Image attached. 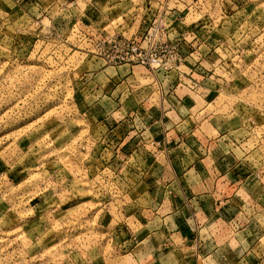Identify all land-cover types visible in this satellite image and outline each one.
Masks as SVG:
<instances>
[{"label": "rangeland", "instance_id": "rangeland-1", "mask_svg": "<svg viewBox=\"0 0 264 264\" xmlns=\"http://www.w3.org/2000/svg\"><path fill=\"white\" fill-rule=\"evenodd\" d=\"M171 125L236 176L214 263L264 264V0H0V264L143 263Z\"/></svg>", "mask_w": 264, "mask_h": 264}, {"label": "crops", "instance_id": "crops-1", "mask_svg": "<svg viewBox=\"0 0 264 264\" xmlns=\"http://www.w3.org/2000/svg\"><path fill=\"white\" fill-rule=\"evenodd\" d=\"M117 71L114 72L113 77L122 78L127 72L132 74L135 71L141 72V68L120 66ZM130 78L136 77H125V81L128 82ZM108 81L109 83L116 82L114 78ZM150 113L158 114V112ZM150 123L149 131L161 129L167 137L170 135V132H167L170 130L169 126L164 122L163 124L157 116L152 118ZM172 127L173 125L171 129ZM178 129L179 125L173 127L175 138L172 137V141H164L163 137L162 142H154L161 150L160 153L164 155L160 166L162 171L157 172L159 175L152 178L151 186L142 192L144 196L155 197L157 203L151 207V211H154L157 216L144 226L146 232L143 237L146 236L145 239L143 238V241L134 246L136 249L143 243L136 255L137 262L143 261L139 264H199V261L215 264V261L227 259L219 252L221 250L219 246L225 245L224 242L229 238H222L224 242L220 244L213 243L222 237L218 232L221 225L226 224L222 220V214L229 211V206H225L228 209L225 210L222 205L228 203L226 191L230 190L228 188L230 181H233L232 179L236 176L230 171L216 172L220 163H216L214 157L201 160L194 165L188 164L185 154L174 151L185 145L184 136H181ZM190 131L195 135V130L188 129L187 133ZM196 141L201 144L198 139ZM196 141L193 145L189 143L190 146L197 145ZM186 147L191 150L190 147ZM201 164L205 165L203 171L199 169ZM244 229L243 227L242 232L234 235V240L239 239L238 234L244 233Z\"/></svg>", "mask_w": 264, "mask_h": 264}, {"label": "built area", "instance_id": "built-area-1", "mask_svg": "<svg viewBox=\"0 0 264 264\" xmlns=\"http://www.w3.org/2000/svg\"><path fill=\"white\" fill-rule=\"evenodd\" d=\"M120 48L123 53L121 61L142 66L145 65L143 51L140 46H137L132 42H122V44H120Z\"/></svg>", "mask_w": 264, "mask_h": 264}]
</instances>
